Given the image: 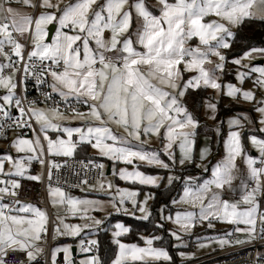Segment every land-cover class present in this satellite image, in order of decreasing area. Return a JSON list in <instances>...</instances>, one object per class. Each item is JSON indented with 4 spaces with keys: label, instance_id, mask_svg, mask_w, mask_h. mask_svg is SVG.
Segmentation results:
<instances>
[{
    "label": "snow or ice",
    "instance_id": "6c2138e0",
    "mask_svg": "<svg viewBox=\"0 0 264 264\" xmlns=\"http://www.w3.org/2000/svg\"><path fill=\"white\" fill-rule=\"evenodd\" d=\"M13 3L36 14L22 13L11 6ZM61 3L62 0H0V115L33 134L32 138H25L21 132L11 144L18 153L28 155L0 160V264H39L38 257L43 256L48 242L45 210L19 199H4L19 195L21 184L16 177L40 181L42 172L30 175L28 168L33 160L43 168L47 156L51 181L52 170L61 166L52 158L72 157L77 147L84 144L113 162V175L134 186L159 188L165 181L166 186H171L174 181L183 180L182 195L171 203L186 207L174 215H165L161 206L155 221L148 205L150 199H155L154 194L144 193L142 187L113 185L104 175L103 163L94 165L100 170L99 176L96 184L89 185L101 192L105 186L114 189L107 193V204L116 213L153 223L154 228L163 230L174 241L172 247L186 248L184 236L205 221L208 228H213V220L235 225L234 233L245 238L228 239L225 237L233 233H226L209 243L224 247L264 239V212L257 199L264 196V139L258 138V133H264V95L257 99L252 90L221 82L229 63L226 53L236 42L233 29L246 21H264V0H157L158 13L147 0H72L63 7ZM53 21L58 24L55 37L45 42L47 25ZM17 36L27 43H21ZM193 38L197 43L190 46ZM257 56L264 57V47H248L231 63L239 66L234 75L240 84L258 74L253 83L264 92V66L250 63ZM185 73L193 75L185 78ZM30 80L43 101L28 99ZM207 89L214 90L217 96L254 102V110L259 113L258 127L247 139L259 155L247 154L242 143L240 130L245 124H254L243 114L229 119L225 154L211 168L210 178L173 175L177 164L183 167L194 162L193 147L200 120L196 109H189L187 97L195 90ZM41 103L43 107L39 106ZM201 103L209 110V119L214 120L219 101ZM12 107L19 116L10 114ZM73 121L80 123L73 125ZM234 126L236 130H232ZM153 138L160 141L159 150L149 147ZM208 152L207 147L200 149V161ZM238 157L246 165V177L237 167ZM137 162L163 169L167 175L141 171ZM5 163L9 166L7 171ZM117 164L132 168L120 167L117 171ZM203 171L209 169L204 166ZM236 180L240 181L242 194L239 200L232 201L226 197ZM248 180L253 182L251 188ZM80 183L88 185V180L84 178ZM48 188L53 206H66V215L84 221L66 223L65 216L57 215L54 236L78 237L84 229L101 230L104 220L90 212L103 211L105 201L77 198L51 184ZM142 193L143 199H138ZM165 222L173 227L165 228ZM130 231L122 223L114 225L112 243L117 250L109 260L101 258L97 239L81 238L80 251L87 255L79 264H175L163 244L154 246L156 241H164V235L142 236L145 246L141 247L121 242L119 237ZM206 246L198 244L201 248ZM71 251L69 246L51 250L50 264H57L60 252L65 264H75ZM178 255L182 262L194 258L193 253L182 250ZM258 259L264 260V256Z\"/></svg>",
    "mask_w": 264,
    "mask_h": 264
},
{
    "label": "rangeland",
    "instance_id": "374dc122",
    "mask_svg": "<svg viewBox=\"0 0 264 264\" xmlns=\"http://www.w3.org/2000/svg\"><path fill=\"white\" fill-rule=\"evenodd\" d=\"M253 11H256V9H253ZM53 23L55 24L56 22L53 21ZM49 28H50V25L47 26L48 36L45 39L46 42L47 41L51 42L50 40H48ZM236 30H237V28L233 29L234 32ZM195 43H197V40H196V38H193V40L189 42V45L190 46L195 45ZM231 60L229 61V63H227V65L225 67V72L227 71V73L229 75H231V79L230 80H224L223 75H222L221 82H231V83L237 85L238 87H241L243 90H252L253 92L256 93L257 99H259L261 97V95H264V92H262L258 87L254 86V83H253L258 74H253L250 78H246L244 80L243 84H240L235 79L234 74L237 71L239 66L231 63ZM243 63H249V61H243ZM250 63L252 65H255L256 67L264 66V57L257 56L256 59L252 60ZM239 70L245 71V72L248 71V69H245V68H239ZM190 74L193 75V73H190ZM208 91H209L208 94L210 96L208 98L204 99L205 102L212 100V99L218 100L219 102H221L223 100L221 107L219 106V104L217 105V111H216L214 120L209 119L210 113H209L208 109H206L203 105L201 108L200 115L202 118V129L205 132L212 133V135H210L209 133H206L202 136H199L198 138L196 136V142H195L194 147H193L194 162L191 164H186L183 167H181L179 164H177L175 171L172 173L173 175L180 176V177H184L186 175H192L194 177H199L202 179L210 178L211 168L220 159H222L224 154H225L224 141L227 138V134L230 130L229 124H228L229 119L236 117V116H242L243 114H247L254 121V124L253 125L245 124L244 128L240 130L242 143L245 145V149H246L247 154L255 156V157H258V155H259L258 152L256 151V149L252 147L251 143L247 139V137H249L252 133L257 132V127H258L259 113H257L254 110V102H247V101H244L243 99L236 101V100H233V99H231V98H229L223 94L217 96L215 91L212 89H208ZM2 95H3V90L0 89V96H2ZM39 106L43 107L44 105H39ZM221 108L222 109L224 108L227 111L231 110V112L227 113L226 115H224L220 118L219 112H220ZM217 129H219V132H217ZM232 130H236L235 126L233 127ZM196 133H197V129H196ZM50 135H53V137L55 136L54 133H50ZM15 138L16 137H10L9 139H0V160H3V158L5 156H12L14 159H16V158H20V157H24V156L28 155L27 153H18L14 148L11 147L12 141ZM25 138H31V137H25ZM258 138L264 139V133H258ZM74 139H75V137H74ZM149 147L151 149L159 150L161 148L160 141L153 138L151 140ZM204 147L209 148V152L207 153L206 158L203 161H200V159H199L200 149L204 148ZM175 151H176V155L178 158L179 157L178 148H176ZM89 153L92 157H96V158L100 159L99 160L100 163H103L105 165V168L103 171H104V175H105L107 181H111L113 183V185L119 186L121 188L137 187V186H134L132 184H129L128 182L122 181L118 178V176L113 175V170H114L113 162L108 160L107 158L99 156V154L97 153V150L90 147ZM72 157H74V154ZM72 157H66V158H72ZM162 158L167 160V157L162 156ZM137 163L139 164V168L140 167H149L146 164H144L143 162H137ZM236 163H237V167L240 169L241 176L246 177V165L243 164L241 158L238 157ZM197 164H200L201 167H197L196 166ZM192 165L198 170L197 173H195V174H191V173L182 174V171L185 169V167L192 166ZM204 166H206L209 169L208 172L203 171ZM8 167L9 166L7 165V163H5V171L8 170ZM120 167H128L129 170H131V168H132L131 165L117 164L115 166V169L118 171V169ZM149 168H155V167H149ZM155 169L162 170V173H159L160 175H167L165 170L159 169V168H155ZM140 170L143 171L141 168H140ZM35 171L36 172L33 171V167L30 165L28 168V174L35 175V174H40L42 172V177H43L44 167L41 168L40 164L38 165V168ZM108 171H109V174H108ZM16 178L20 180V184H22V180H24V179L26 180V178H20V177H16ZM177 181L182 182V186L180 188V193L177 197L174 198L176 200H179L180 196L183 193L184 182L181 179V180L174 181L173 184ZM249 181L250 180H248L247 182L249 183ZM37 182L41 183L42 179L40 181H37ZM40 183H38V184H40ZM162 184H163V186H166V181ZM239 184H240L239 180L234 181V188L229 192V194L226 198H228L232 201H236V197H238L237 200L240 199L241 194H242V190L240 189ZM105 187H106V190L101 195L77 194L74 192L66 191L64 189L63 190L66 193H68L74 197H77V198L105 201L106 206H105V209L103 211H93V212H90V215L104 220V225L101 226L100 231H102V230L106 231L108 238L112 242V231L114 230V225L116 223L124 224L121 221L113 220V218L115 216H118V215L129 217V218H134V219H136V218L132 215H126L124 213H116L110 207V205L107 204V201L110 199V197L107 193L109 191L114 192V189L108 190L107 186H105ZM143 192L144 193H150L149 191H143ZM261 197H264V196H258V198H257L258 203L260 202ZM138 199H143V193L141 194L140 197H138ZM48 202H49L52 214H53V220L55 222H56L57 215H60V216H65V222L66 223H71V224H82V223H84V221H81L80 219H78V217L66 215V213L64 212V207H66V206H53L52 198H50L49 195H48ZM152 202H153V199H150L148 201V205H149L151 210H152ZM261 203H262L261 205L264 208V200ZM35 206H37V205H35ZM37 207H39V206H37ZM127 207L131 210L130 204L127 205ZM185 207H186L185 205H180V204L173 205L171 203L169 207L164 208V214L168 215L169 213H172L174 215L176 210H183ZM241 207H245V206L241 205ZM40 208L45 210L42 207H40ZM45 211L47 212V210H45ZM47 215H48V213H47ZM136 215L139 216V213H137ZM212 222L214 224L213 228L207 227V223H208L207 221L203 222L202 224H197L194 228H192L191 233L189 235L184 236V240L187 244V247L179 249V250L173 247V255H171V254L170 255L175 257V259L177 260V262L179 264H193L195 262L201 261V260L211 256L212 254L216 253L217 251H220L222 249H226L227 247H229L230 245H225L224 247H220L217 243H215V242L209 243V241H214L218 237H225L226 232L228 230H231L232 228H235L236 226L232 225V224H228L226 222H220L217 220H213ZM165 226L167 228L173 227V225H171L167 222H165ZM47 227H48V235H47V241H48L49 236H50L49 216H48ZM240 227H243V225H240ZM100 231L96 232V231H92L90 229H84L81 232L80 236H78V237H72V236H58V237H56V236H54V231H53V233H52V250H54L57 247L63 248L65 246H69L72 250L75 247L78 250L77 256L74 257L73 253L71 251V259L75 262V264H79V261L84 259L85 256L87 255V254L82 253L80 251L79 240L81 238H84L85 240L97 239L99 241L98 233ZM128 234H130V232L119 237L121 242L127 243V244H137L138 246H141V247L145 246L144 241L141 238H140V240H136V239L135 240H127L126 238H124ZM142 236L148 237L147 235H142ZM142 236H140V237H142ZM173 243H174V241H173ZM199 243H205L208 246L201 248V247H198ZM45 245H44V247H45ZM45 250H46V248H45ZM116 250H117V247H116ZM181 250L186 252V253H193L194 258L189 259V260H184L182 262L181 258L178 255V251H181ZM62 253L63 252L57 253L56 261H57L58 255H60ZM160 262H162V261H160ZM137 263H140V262H137ZM199 264H218V261H211V262L207 261V262H203V263H199Z\"/></svg>",
    "mask_w": 264,
    "mask_h": 264
},
{
    "label": "built area",
    "instance_id": "2783aa9c",
    "mask_svg": "<svg viewBox=\"0 0 264 264\" xmlns=\"http://www.w3.org/2000/svg\"><path fill=\"white\" fill-rule=\"evenodd\" d=\"M21 43L27 42L25 41ZM27 96L29 100H44V97L41 95L40 91H38L33 86L31 80L28 83ZM40 105L44 104L41 103ZM9 112L13 117L19 116V112L15 109V107L10 108ZM0 125H3L2 127H0V139H9L10 137H17L18 135H20L21 132H23L25 137L32 138L33 136L32 132L29 129H21L15 127L12 121L6 120V118L2 115H0ZM44 158L46 160V163L44 165L42 182L38 185V187L33 188L32 185H29L23 188V186H21L19 189H17V192L19 193L17 197H5L4 199H19L23 203H31L47 210L50 221V236L47 244L45 245V253L43 254V256L38 257V260L39 264H46V262L47 264H50V251L52 250V233L56 222L53 220V214L48 202L49 184H51L53 187H61L66 191L74 192L77 194L101 195L103 192L99 191L98 189H92L89 187V185H94L97 183L100 170L95 168L94 165L100 163L99 160L77 157L66 158L62 156L54 157L53 159H55V161L61 166L58 170H52V179L50 181L48 179L47 165V160L50 158L47 156H45ZM25 163H27V161H25ZM30 165L33 167L34 170H36L39 163L37 161H32ZM84 178L88 180V185H82L80 183V181ZM248 184L250 188L253 186V182L251 180ZM263 200L264 197H261L260 204H262L261 202H263ZM260 211L264 212V208L261 207ZM257 230H259V223L257 225ZM232 233V236L226 238L232 240L237 239L236 233ZM260 256H264V239L257 238L249 243H232L228 248L193 264H199L207 261H218V264H264V260L258 259V257ZM57 264H65L63 253L58 255Z\"/></svg>",
    "mask_w": 264,
    "mask_h": 264
},
{
    "label": "trees",
    "instance_id": "16d2710c",
    "mask_svg": "<svg viewBox=\"0 0 264 264\" xmlns=\"http://www.w3.org/2000/svg\"><path fill=\"white\" fill-rule=\"evenodd\" d=\"M154 0H147L148 3L153 2ZM154 12H157L156 10H153ZM237 33L236 36V42H234L232 49L227 51V55L229 58V61L233 59L234 57H237L241 54V52L251 46H257V47H264V21H261L259 19L256 20H251V21H246L243 23L241 26L237 28L235 31ZM226 74L223 75L224 80H230L231 75L225 72ZM188 76L185 75V78ZM209 91L207 90H195L192 92L190 96L187 97L188 100V107L190 110L193 108L196 109L195 114L199 117L200 124L197 128V138L199 136H202L206 133H209L212 135L210 132H205L202 129V118H201V108H202V103L201 101H204L205 98H208L210 95L208 94ZM223 103V100L219 102V106L221 107ZM231 110L227 111L224 108L220 109L219 116L220 118L227 113H230ZM74 157L77 158H91V159H97L96 157H92L89 154V146L88 145H80L76 149V154ZM100 160V159H99ZM143 171L149 173V174H159L162 173V170H158L155 168H149V167H140ZM198 170L192 165L185 167V169L182 171V174L184 173H191L195 174L197 173ZM29 185H32L33 188L38 187L39 184L34 183L29 180H22L21 186L27 187ZM137 187H142L143 191H149L150 193L154 194L155 199H153L152 202V220L155 221L157 218V212L158 209L161 208V206L169 207L171 204V201L177 197L180 193V188L182 186V182H175L171 186H163V184L160 185L159 188L155 187H150V186H139L136 185ZM113 220L116 221H121L123 222L126 226L130 227L131 231L130 234L126 235L124 238L127 240H140V236L142 235H164L165 239L164 241H156L154 243L155 246H159L163 244L168 251L170 252L171 255H173V241L168 238L167 234L163 232V230L156 229L153 227V223H150L149 221H142L139 219H134V218H129L125 216H115ZM165 228H167L165 226ZM99 236V244H100V256L104 260H109L110 257H112V254L116 251V246L110 241L108 238L107 232L102 230L98 233ZM217 251L216 253H218ZM214 253V254H216ZM212 254V255H214ZM173 261L175 264H179L175 257H173ZM140 264V263H137ZM157 264H167V262H157Z\"/></svg>",
    "mask_w": 264,
    "mask_h": 264
},
{
    "label": "crops",
    "instance_id": "0c3cea01",
    "mask_svg": "<svg viewBox=\"0 0 264 264\" xmlns=\"http://www.w3.org/2000/svg\"><path fill=\"white\" fill-rule=\"evenodd\" d=\"M53 2L55 3V0H53ZM70 2H72V0H62V3H61V7H63V4L64 3H70ZM149 5H151L152 6V9L153 10H156L157 11V13H158V7H157V0H154L153 2H151V3H148ZM12 7H14V8H18L22 13H25V14H32V15H35L36 13L35 12H33V10H31V9H28V8H26V7H24L23 5H20V4H15V3H13L12 5H11ZM50 26L51 25H55V29H54V32H53V35H52V37L50 38V39H48V40H50L51 41V39L52 38H54L55 37V34H56V30H57V28H58V24L57 23H51V24H49ZM49 25H47V26H49ZM47 30V29H46ZM14 35H16L15 33H14ZM27 35V34H26ZM17 38L20 40V42H25V39L23 38V37H20V36H17ZM46 39V38H45ZM46 42V41H45ZM48 42V41H47ZM184 75H187V76H190V75H192V74H190V73H185ZM73 125H78L80 122L79 121H73V122H71ZM84 145H86V144H84ZM80 146V145H79ZM89 146V145H88ZM89 151H90V146H89ZM75 154H76V151H75V153H74V156H75ZM90 154V153H89ZM99 160V159H98ZM33 161H36V160H33ZM38 168V167H37ZM37 170V169H36ZM33 171L34 172H36L34 169H33ZM109 174V173H108ZM26 180H29V179H26ZM29 181H32V182H34V183H40V182H37V181H33V180H29ZM238 199V197H236V200ZM260 203V202H259ZM261 205V204H260ZM261 207H263L262 205H261ZM49 216V215H48ZM234 229L235 228H232L231 230H228L226 233H232V232H234ZM236 235H237V239H244L245 237H244V235L243 234H240V233H236ZM244 244V243H243ZM228 248V247H227ZM222 250H224V249H222ZM222 250H220V251H222Z\"/></svg>",
    "mask_w": 264,
    "mask_h": 264
},
{
    "label": "water",
    "instance_id": "95a60500",
    "mask_svg": "<svg viewBox=\"0 0 264 264\" xmlns=\"http://www.w3.org/2000/svg\"><path fill=\"white\" fill-rule=\"evenodd\" d=\"M54 29H55V25H51L50 28H49V37H48V39H50L52 37ZM108 173H109V171H108ZM72 253H73L74 257L77 256V249L75 247L72 249Z\"/></svg>",
    "mask_w": 264,
    "mask_h": 264
}]
</instances>
